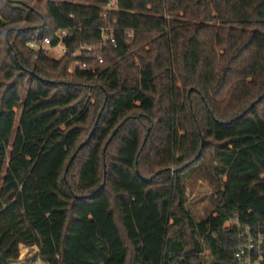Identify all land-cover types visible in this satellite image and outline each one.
Here are the masks:
<instances>
[{
    "label": "trees",
    "instance_id": "1",
    "mask_svg": "<svg viewBox=\"0 0 264 264\" xmlns=\"http://www.w3.org/2000/svg\"><path fill=\"white\" fill-rule=\"evenodd\" d=\"M109 2L0 0V264H238L246 226L264 264V0Z\"/></svg>",
    "mask_w": 264,
    "mask_h": 264
},
{
    "label": "built area",
    "instance_id": "2",
    "mask_svg": "<svg viewBox=\"0 0 264 264\" xmlns=\"http://www.w3.org/2000/svg\"><path fill=\"white\" fill-rule=\"evenodd\" d=\"M113 0H110L108 7H112ZM71 35L70 30L67 28H62L57 31L58 43L53 46L52 39L50 37H44L39 39H34L28 42V45L35 50L49 49V47H59L60 51L57 52L55 56L60 57L67 53L68 47L64 42V38ZM101 38L104 42H110L113 45H117V37L115 35L114 26H105L101 30ZM87 48L92 49L89 44ZM76 54H81L80 49H77ZM76 67L86 68L87 63L85 61H78ZM243 241L238 245L235 253V258L238 264H263V251L262 242L263 235L261 232H254L249 226L244 227L241 232Z\"/></svg>",
    "mask_w": 264,
    "mask_h": 264
},
{
    "label": "rangeland",
    "instance_id": "3",
    "mask_svg": "<svg viewBox=\"0 0 264 264\" xmlns=\"http://www.w3.org/2000/svg\"><path fill=\"white\" fill-rule=\"evenodd\" d=\"M59 51V47H49L50 55L55 56ZM3 63L4 61L0 62V69L2 68ZM3 75L4 74L0 73V77H3ZM181 169H183L182 166H172L171 174L176 178L178 176H176L175 173L181 175ZM177 171L180 172L178 173ZM189 173L190 174L186 176L185 179H183L187 190L186 196L188 200L186 206L191 210V212L195 215L196 218H202L206 216V214H208L213 207L211 194L214 193L217 188V181L210 176H206L200 170H196L194 172ZM19 248L20 258L19 261L14 264H41L40 261L42 260L37 255V247L28 248L20 244ZM42 264L45 263L42 262Z\"/></svg>",
    "mask_w": 264,
    "mask_h": 264
},
{
    "label": "crops",
    "instance_id": "4",
    "mask_svg": "<svg viewBox=\"0 0 264 264\" xmlns=\"http://www.w3.org/2000/svg\"><path fill=\"white\" fill-rule=\"evenodd\" d=\"M22 244V243H21ZM23 246H26V247H28V248H34V247H37V246H34V247H30V246H27V245H25V244H22ZM38 248V247H37ZM38 251V250H37ZM18 262V261H17ZM41 262V261H40ZM43 262V261H42ZM16 263V262H15ZM20 263V262H19ZM24 263V262H23ZM14 264V263H13Z\"/></svg>",
    "mask_w": 264,
    "mask_h": 264
},
{
    "label": "bare ground",
    "instance_id": "5",
    "mask_svg": "<svg viewBox=\"0 0 264 264\" xmlns=\"http://www.w3.org/2000/svg\"><path fill=\"white\" fill-rule=\"evenodd\" d=\"M40 263L42 264V261Z\"/></svg>",
    "mask_w": 264,
    "mask_h": 264
}]
</instances>
